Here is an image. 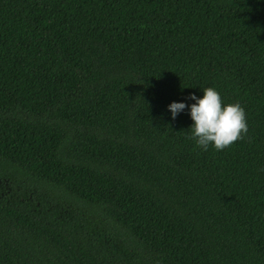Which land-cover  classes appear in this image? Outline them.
I'll use <instances>...</instances> for the list:
<instances>
[{
  "label": "trees",
  "instance_id": "obj_1",
  "mask_svg": "<svg viewBox=\"0 0 264 264\" xmlns=\"http://www.w3.org/2000/svg\"><path fill=\"white\" fill-rule=\"evenodd\" d=\"M0 264H264V0H0Z\"/></svg>",
  "mask_w": 264,
  "mask_h": 264
},
{
  "label": "clouds",
  "instance_id": "obj_2",
  "mask_svg": "<svg viewBox=\"0 0 264 264\" xmlns=\"http://www.w3.org/2000/svg\"><path fill=\"white\" fill-rule=\"evenodd\" d=\"M202 91V96L190 94L189 99L194 101L191 104L172 101L167 108L171 118L175 119L187 106L193 121L189 128L196 145L207 150L211 144L214 149L222 150L247 132L245 110L238 101L222 104L220 93L214 87Z\"/></svg>",
  "mask_w": 264,
  "mask_h": 264
}]
</instances>
